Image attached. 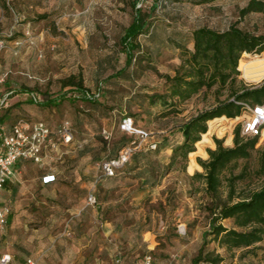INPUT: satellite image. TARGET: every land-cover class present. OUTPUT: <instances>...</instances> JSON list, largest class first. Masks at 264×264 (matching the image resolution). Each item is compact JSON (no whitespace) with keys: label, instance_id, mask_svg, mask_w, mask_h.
Returning <instances> with one entry per match:
<instances>
[{"label":"rangeland","instance_id":"rangeland-1","mask_svg":"<svg viewBox=\"0 0 264 264\" xmlns=\"http://www.w3.org/2000/svg\"><path fill=\"white\" fill-rule=\"evenodd\" d=\"M247 1L141 0L137 8L151 14L152 26L139 36L141 48L131 67L115 75L125 66L126 52L121 37L136 15L135 0H0V38L6 42L0 63L2 72L8 73L0 83V121L2 115L8 124L21 118L39 120L45 108L37 104L31 106L32 97L25 93L32 90L60 95L63 99L58 102L63 108L67 103L77 112H83V107L74 104V99L64 97L73 88L69 77L76 74L83 76L84 85L96 93L98 83H105L101 98L107 109L116 113L117 120L112 137L107 141L108 152L133 139L119 129L124 113L134 116L136 124L153 132L161 141L170 134L172 140L182 141L178 126L216 104L217 89L202 90L179 104V111L170 115L160 103L151 106L148 96L164 91L162 76L174 75L183 62L185 48L193 49L195 28L225 29L238 22L245 29L264 34L263 14L240 16L239 10ZM242 60L249 61L246 68L249 76L246 78L240 69L241 75L221 93V100L227 98L232 89L240 90L244 85L264 80V52L245 53ZM11 91L7 99H3ZM17 94L20 95L11 101ZM96 104L102 103L97 101ZM52 114L59 115L53 107ZM253 118L252 110L247 109L234 119L225 116L210 121L208 139L203 135L202 141L196 144V153L189 155V161L180 156L176 164L170 166L171 148L159 153L153 151L151 159L165 167L166 174L160 183L147 185L142 183L140 175H130L124 199L121 200L120 192L113 193L108 198L109 207L103 203H87L91 192L99 200V190L107 179L98 184L93 182L89 189H72L65 195L66 201L57 190L53 194L56 199L50 202L21 192L14 194L9 204L10 223L15 226L16 238L10 243L34 257L42 255L40 264H143L149 254L165 264H192L203 245L204 232L209 229V217L205 209L204 182L193 180L189 174L204 171L198 158H209L208 149L217 147L215 137L223 139L225 146H233L236 125L245 126ZM100 130L99 137L106 141L102 127ZM260 133L259 146L264 144L263 126ZM193 160L196 165L191 171ZM102 161L96 164L97 175ZM244 163L241 160L237 168H229L225 174L232 170L238 173ZM256 163L255 154L251 164ZM132 168L130 165L129 169ZM260 183L256 178L240 184L239 189L249 191ZM106 220H113V226H107ZM224 223L229 227L234 225L232 220ZM180 226L185 227L186 233L180 232ZM111 227V235L102 238L103 232ZM148 231L152 239L145 236ZM94 233L99 236L91 239L88 234ZM211 238L205 252L224 256L221 264H264V240L248 252L247 249L228 251Z\"/></svg>","mask_w":264,"mask_h":264},{"label":"trees","instance_id":"trees-1","mask_svg":"<svg viewBox=\"0 0 264 264\" xmlns=\"http://www.w3.org/2000/svg\"><path fill=\"white\" fill-rule=\"evenodd\" d=\"M135 1L136 15L121 37V44L126 52L125 66L115 75H121L131 67L141 48L138 42L139 36L146 33L152 26L151 14L143 11L140 7L137 8V4L141 0ZM193 1L204 3L209 0ZM156 8L157 5L154 6V9ZM239 12L243 18L253 13L264 15V0H248ZM192 38L193 49L185 48L183 62L177 67L174 75L164 74L162 76L165 89L163 92H154L149 95V103L151 106L160 103L164 106L165 113L170 115L179 111V104L192 99L202 90L214 88L219 94L218 101L178 126L182 141L172 140V134L161 141L154 134L153 140L158 144L156 149L144 146L133 154L132 169L146 165V171L155 177L152 182L154 184L160 183L166 172L163 164H156L151 160L153 151L157 150L155 153H159L165 148H171L173 152L170 156V166L176 164L180 156L189 161V154L196 151V144L209 131L211 120L223 116L234 119L241 116L249 109V106L254 108L264 104V80L258 84L244 85L240 90L232 89L227 98L220 99L221 93L230 84L235 83L241 75L240 62L243 55L264 52V34L250 31L241 27L238 22H234L225 29H216L210 26L197 27L192 32ZM68 82L73 85V88L64 94L65 98H72L75 102L87 101L94 104L100 101L103 104L101 95L106 89L103 81L97 85L99 96L84 85V77L81 75H71ZM12 92L6 93L3 99L6 100ZM59 96L43 94L36 99L31 96V103L40 106H56L59 105L58 101L63 99ZM127 116L134 118L131 114L124 113L119 124L121 131L123 130L120 125ZM19 120L7 126L8 123L4 122L2 115V123L8 129H11ZM244 129L245 126L242 123L236 125L233 146H225L223 139L215 137L217 147L208 149L209 158L206 160L198 158L204 171H196L191 176L193 180L204 182L207 196L205 209L209 217V229L204 232L203 245L193 258L192 264H221L225 260V257L219 253L205 252V245L210 241L209 237H212L211 240L217 241L221 247L228 251L247 249L248 252H252L256 248V244L264 240V144L259 146L260 131L251 134L245 133ZM103 132L104 130H102ZM125 134L128 133L125 132ZM110 139H106V144ZM133 140L134 137L125 142L123 146H118L117 150H111L112 154L105 160L116 157L119 151L130 145ZM255 154L257 163L253 166L251 159ZM241 160L245 163L238 173L232 170L229 174H225L227 169L237 168ZM256 178L261 182L258 187L249 191L239 189L240 184L254 181ZM148 180L150 179L147 178V182ZM226 220H232L234 225L227 226L224 223ZM154 263L161 264L156 260Z\"/></svg>","mask_w":264,"mask_h":264},{"label":"crops","instance_id":"crops-1","mask_svg":"<svg viewBox=\"0 0 264 264\" xmlns=\"http://www.w3.org/2000/svg\"><path fill=\"white\" fill-rule=\"evenodd\" d=\"M85 86L90 87L88 85ZM25 94L43 96V94L34 90L28 91ZM19 95L13 96L10 100L16 99ZM74 104L83 107V112H77L75 107L69 106L67 103H64L67 106L64 108L62 104L43 106L45 109L38 119L47 122L52 127H57L64 120H70L74 130V139L69 144L57 142V144L45 148L42 153L43 161L40 164L34 160L23 158L17 162L13 175L8 180L3 192L4 201L10 208V215V198L18 192L27 194V197H40L43 202H50L56 199L53 194L57 190L59 193H62L63 200L66 201L65 195H69L72 189H89L93 182H95L97 176L96 164L99 161L105 160L111 154V151L108 152L106 141L99 137L98 133L101 131V127L102 130L113 131L115 124H117L116 113L107 109L105 100H103V104L99 105L87 101L74 102ZM34 105L35 103H31V106ZM21 106L24 107V105ZM51 107H53V111L57 110L59 115H50ZM59 117L63 119L61 120ZM36 119L35 117H31L27 120L36 121ZM6 125L9 126V124ZM193 153H196V151ZM168 155L171 156V153H168ZM129 163L125 168L118 169L114 177L107 178L104 181L101 185V190H99L100 201L98 200V203H103L109 207L111 200L109 201L108 198L115 192H120L122 194L120 198L123 200L125 184L130 175H140L143 179L142 183L147 185L153 182L155 177L146 171V165H140L137 169H129V166L133 165V160ZM122 173H125V175ZM47 175H55V180L46 182L45 177ZM189 175L192 176L194 174ZM147 178L150 179L148 182ZM10 215L5 229L0 231V254L11 253L13 256L11 264H26L29 258L37 260L38 264H40L42 255L34 257L27 250L18 248L14 243H10V240L16 238V234L14 233L15 226L10 223L12 222ZM113 222V220H106L105 224L113 226ZM112 230V227L109 230H105L102 238L111 235ZM147 234L150 236H147ZM151 234V231H148L145 233V236L152 239ZM88 235L91 239L98 238L99 236L96 233Z\"/></svg>","mask_w":264,"mask_h":264},{"label":"built area","instance_id":"built-area-1","mask_svg":"<svg viewBox=\"0 0 264 264\" xmlns=\"http://www.w3.org/2000/svg\"><path fill=\"white\" fill-rule=\"evenodd\" d=\"M18 44L20 42H17ZM6 47L4 39L0 38V55ZM8 73L2 72L0 63V83L5 80ZM99 96V93L96 94ZM36 99L40 96L33 95ZM3 103V100L1 104ZM254 114V121L247 122L245 125V133L256 134L260 128L264 126V104L257 105L254 108L249 106ZM121 129L134 137L133 142L127 147L119 151L116 157L104 160L100 163V173L97 175L95 184L114 176L116 171L124 167L131 161L135 152L144 146L156 149L158 144L153 140L154 133L150 130L136 125L135 120L131 116H127L121 123ZM106 139L112 137V132L104 130ZM74 139V130L70 120L62 121L57 127H52L43 120L28 121L26 119L19 120L11 129H8L0 121V231L4 230L9 221L10 208L3 198L4 188L14 172V167L20 159H31L37 163L43 161V150L48 146H53L57 142L69 144ZM55 180V175H47L46 182ZM89 205L98 204L96 194L90 193L87 198ZM180 232L186 233V229L180 226ZM13 256L11 253L0 254V264H11ZM154 257L149 254L146 256L143 264H155ZM26 264H38L37 260L29 258ZM165 264V263H161Z\"/></svg>","mask_w":264,"mask_h":264},{"label":"bare ground","instance_id":"bare-ground-1","mask_svg":"<svg viewBox=\"0 0 264 264\" xmlns=\"http://www.w3.org/2000/svg\"><path fill=\"white\" fill-rule=\"evenodd\" d=\"M249 61H244V60H242V62H241V64H240V69L243 71V74H244V76L247 78V76H249V73H248V71L246 70V68L248 67V63ZM254 119H255V117L252 119V121L251 122H253L254 121ZM204 138L205 139H208V137H207V133L206 134H204ZM192 155H194V154H192ZM196 165V163H195V161L193 160V162L191 163V165H190V169H191V171H193L194 170V166ZM198 168V167H197Z\"/></svg>","mask_w":264,"mask_h":264}]
</instances>
